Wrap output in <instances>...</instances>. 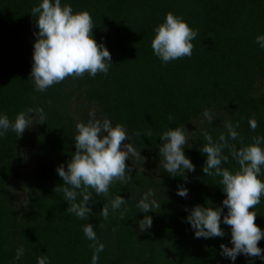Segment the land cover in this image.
Here are the masks:
<instances>
[{
  "label": "trees",
  "instance_id": "trees-1",
  "mask_svg": "<svg viewBox=\"0 0 264 264\" xmlns=\"http://www.w3.org/2000/svg\"><path fill=\"white\" fill-rule=\"evenodd\" d=\"M39 3L0 0V113L14 121L31 109L33 122L19 137L11 130L0 137V264H36L42 254L50 264H91L93 242L83 233L87 223L105 246L97 264H232L220 255V244L231 247L230 226L220 225L224 237L194 238L185 208L221 206L224 198L221 177L201 170L202 129L215 139L226 134V121L239 122L240 138L230 141L238 147L240 140L246 145L264 135V48L255 39L264 34V0H62L73 12L90 13L92 36L110 52L112 65L107 74L69 76L43 92L30 78L37 31L30 13ZM169 12L197 36L191 57L162 63L151 41ZM205 108L215 117L211 124L203 117ZM89 112L123 124L140 155L129 154L130 179L112 183L107 196L88 189L94 205L82 220L67 211L63 193L54 189L64 186L56 167L71 159L75 125L87 122ZM250 118L257 120L255 131ZM181 126L188 132L183 150L195 171L169 176L161 165L159 136ZM223 166L239 169L230 155ZM258 179L264 181V166ZM178 186L188 189L186 198L176 194ZM149 189L160 206L143 213L137 202ZM117 195L125 204L113 211L110 201ZM103 205H109L108 220L100 214ZM252 211L264 230V196ZM145 215L152 217V227L140 231L138 221ZM19 247L24 255L15 261ZM258 247L264 250V239ZM250 260L264 264L244 255L234 264Z\"/></svg>",
  "mask_w": 264,
  "mask_h": 264
},
{
  "label": "clouds",
  "instance_id": "clouds-1",
  "mask_svg": "<svg viewBox=\"0 0 264 264\" xmlns=\"http://www.w3.org/2000/svg\"><path fill=\"white\" fill-rule=\"evenodd\" d=\"M31 16L36 17L35 40L33 42L32 66L30 78L34 82L37 92H43L54 84H58L66 77H82L85 72L95 77L96 74H107L111 63V54L103 43H97L92 36L93 21L89 12H73L70 4H62V0H40L38 6H33ZM151 41L153 54L162 63H167L182 57H191L194 45L192 40L197 31L189 27L182 17L169 12L164 22L154 29ZM256 43L264 48V34L256 36ZM31 109L19 112L14 121H10L6 114L0 113V137L9 130L19 137L33 122L30 117ZM87 122L81 121L75 125V152L71 159L56 167L58 176L63 180L59 190L63 199L68 202L67 211L79 219H87L92 214L91 207L93 192L99 196L109 193V187L115 181L125 183L130 179V171L125 161L129 154L137 153L128 143L129 136L123 124L113 125L109 119H96L94 112L88 113ZM203 117L209 124L215 119L211 110L205 108ZM171 120L172 117L169 116ZM248 126L255 131L258 123L255 118L248 120ZM226 134L221 133L215 138L206 130H201L205 141L200 151L205 154L202 172L207 176L221 177L220 184L224 198L221 206L195 205L185 208V221L193 230L194 238L224 237L225 231L221 224L230 226L231 247L220 244V255L234 264L238 255L246 258H258L264 262V250L258 247V242L264 239V230L254 221L257 216L252 209L261 202L264 196V181L258 179L261 167L264 166V135L252 137V143L240 146L230 141H237L240 134L237 131L239 122L224 123ZM187 131L184 126L168 128L159 139L162 157L161 165L169 176L185 177L188 172L195 171V166L184 153L188 143ZM127 141V142H125ZM228 150V155L224 150ZM229 155L239 165L235 172L223 165L228 162ZM91 188L93 192H89ZM77 190H80L79 193ZM81 199L77 202V196ZM176 194L182 198L188 196V189L178 186ZM154 192L149 189L137 202L140 212L148 213L154 207H159ZM125 199L117 195L110 201L113 211L120 209ZM224 208L227 209L224 214ZM251 209V210H250ZM101 216L109 218V205H103ZM124 212H121V216ZM140 231L152 227V217L145 215L138 221ZM85 237L93 243L91 264H97L99 253L104 251V244L97 239L91 223L83 226ZM24 255V249L15 250L14 260L19 261ZM36 264H50L46 254L39 255ZM250 264H252L250 260Z\"/></svg>",
  "mask_w": 264,
  "mask_h": 264
},
{
  "label": "rangeland",
  "instance_id": "rangeland-1",
  "mask_svg": "<svg viewBox=\"0 0 264 264\" xmlns=\"http://www.w3.org/2000/svg\"><path fill=\"white\" fill-rule=\"evenodd\" d=\"M27 129L29 130L30 128H27ZM26 131H27V130H26ZM30 134H31V133L28 131L27 135L30 136Z\"/></svg>",
  "mask_w": 264,
  "mask_h": 264
}]
</instances>
